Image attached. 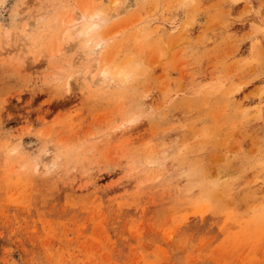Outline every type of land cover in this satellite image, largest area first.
Wrapping results in <instances>:
<instances>
[{"label": "rangeland", "instance_id": "rangeland-1", "mask_svg": "<svg viewBox=\"0 0 264 264\" xmlns=\"http://www.w3.org/2000/svg\"><path fill=\"white\" fill-rule=\"evenodd\" d=\"M0 264H264V0H0Z\"/></svg>", "mask_w": 264, "mask_h": 264}, {"label": "bare ground", "instance_id": "bare-ground-1", "mask_svg": "<svg viewBox=\"0 0 264 264\" xmlns=\"http://www.w3.org/2000/svg\"><path fill=\"white\" fill-rule=\"evenodd\" d=\"M130 7H132V4H126L123 5L121 12H126ZM119 13H113L112 16H118L120 15ZM111 15L106 17L103 16L102 14H98L94 11L87 12L86 15L82 11L81 14L77 17L70 16L61 22L65 25L71 26V32L75 33L77 36H84V37H90L95 34V32L100 28L101 25H104L109 19ZM83 21V24H78L77 20ZM69 35V32L65 29L63 36L67 37ZM104 38L98 39L97 41H93V39H89L87 41V44L91 43L93 46L90 48V53H96L99 55L103 45H104ZM93 67L95 68V72L97 73L95 82L96 83H108L111 81V77L109 75L108 70L106 69V66L104 63L100 60L98 57H93ZM82 72V71H81ZM120 72V71H119ZM119 72L117 75H119ZM82 78H85V73L82 76ZM46 165V164H45Z\"/></svg>", "mask_w": 264, "mask_h": 264}]
</instances>
